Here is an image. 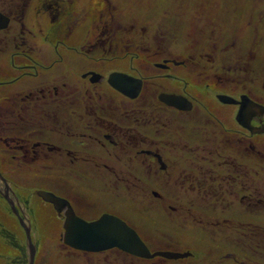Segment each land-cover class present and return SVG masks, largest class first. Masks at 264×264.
<instances>
[{"label":"rangeland","instance_id":"374dc122","mask_svg":"<svg viewBox=\"0 0 264 264\" xmlns=\"http://www.w3.org/2000/svg\"><path fill=\"white\" fill-rule=\"evenodd\" d=\"M22 1L0 0V10L9 14L13 10V3L20 5ZM26 6H28L27 2ZM74 7L76 13L89 18L87 22L97 20L101 24L100 27H103L100 28L102 31L98 32V36L102 35L104 40L113 44L105 45V49L111 47L110 55L105 54L106 51L102 52L101 48L93 50V54L87 51L83 53L87 45H90L86 44V40H91V33L86 32L87 26H84L85 29L80 27L67 35L66 43L69 47L68 51L66 50L64 67L60 65L57 69L61 67L64 70L67 75L65 80L67 88L72 91L73 86L82 87L80 90H84L94 84V81L91 84L87 79L81 80L80 75L87 70L83 67L91 66L95 58L109 56L119 58L101 66V71L107 68L110 75L107 84L102 85L104 88H97L100 91L99 94H102V90L113 92V86L108 82L109 77L122 74L127 81L136 82V85L140 83L139 95L142 88L141 78L114 71L127 72L130 69L135 72L136 70L141 73L140 76L143 75L148 79L154 72L150 70L148 64L142 61L145 58L168 57L180 62V60H185L182 58L187 59L190 54L196 60L222 57L225 59L226 67L230 64L243 75L253 68L254 80L252 84L247 81L245 88L256 90L258 97L264 96V93H261L264 89L262 86L264 83V0H77ZM38 15L31 6L24 15L26 20L23 19L17 24L13 23L17 29L24 25L25 29L34 32L35 36L29 37L31 38L29 42L34 43L41 39L43 35L39 36V34L45 31L44 26L42 25L41 28L39 25V20L43 19ZM198 21L201 23L200 26H196ZM7 26L0 29H6ZM37 28L38 31H36ZM33 39L35 41H32ZM126 47L129 49L127 50ZM127 51L135 59L132 64L129 58L127 60L123 58ZM34 52L37 53L39 50L36 48ZM129 55L125 56L129 57ZM49 57H52L51 54ZM74 66L78 68L74 69ZM187 68L191 69L189 64ZM174 73L178 77H184V74H187L179 67L174 70ZM197 73L201 71L198 70ZM134 74L138 75L136 72ZM165 82L157 83L164 84ZM129 89V93L133 91ZM215 91L214 89L208 92V95H213ZM1 92L0 105H4L6 103L5 93ZM78 92L87 94L84 91ZM144 93L145 91L141 94ZM219 97L232 99L224 95H219ZM180 98L185 101L183 97ZM64 120L66 124L73 122L71 116H66ZM16 137H18V131L13 132L14 141ZM200 137L198 132L192 134L189 142L193 150L192 154L190 152L186 157L178 158V167L174 173L183 178L180 179L175 174L173 179L165 178L162 183H158L172 192L160 194L165 195V199L161 200L141 189L144 186L146 189L149 187L143 182L140 184L138 182L140 178L150 182V185H153L152 182L155 180L154 177L149 178L148 171L144 170L145 172L140 174L136 170L129 171L126 161L109 159L110 154L101 144H97V150L101 158L99 164L101 166L104 164L101 168L104 175L98 174L95 184H92L89 182L92 176L89 170L86 174L80 171L82 167L88 168L91 165L93 170H97L95 162L82 166L79 165L81 162L78 163L77 157L69 159L66 156L64 163L59 164L55 153L50 154L47 161L42 159L44 163L43 161L25 162L19 158L21 156L19 150L15 151L16 147L13 148L11 142L6 145L4 142L0 143V175L8 181L10 187L17 186L13 203L23 223L31 227L30 242L35 248L33 264H264V249L245 248L241 243L243 239L249 238L250 234H256L257 228H264V193L261 191L264 188V163H260L264 159L260 157L264 154V148H259L264 144V135L257 136L260 155L255 167L258 171V185L261 188L256 196L247 197L249 194H240L235 198L227 196V204L230 202L233 207L227 211H224L226 208L222 204L215 203L212 196L202 192L203 183H206L203 174L207 177L213 168L219 172H222V169L218 166V158H215L214 163L198 161L204 152L201 148H197V145L201 144ZM50 138L54 137L48 136L45 139L50 142ZM50 143L49 146L45 144L40 149L41 151L39 150L41 156L46 155V151L49 152L50 148L56 150L54 143ZM190 157L191 161L187 160ZM58 164L64 165L60 169L62 174L58 172V168H61ZM132 167V169L137 167L140 171L142 170L138 163ZM115 168L123 169L122 172L130 181V188L128 190L122 188L123 192L119 195L116 190L114 192L102 191L105 190L102 189L103 184H107L111 178L109 175L113 173L112 169L116 171ZM174 179L182 184H177V182L174 184ZM109 185L107 187L111 188L112 185ZM76 186L84 190L89 197L86 202L90 205V213L77 209L78 212L84 213V217L92 218L94 221V219H99L103 212H107L108 215L116 216L130 226L152 254L173 252L189 253V256L177 259H166L161 256L149 259L135 256L128 258L117 252L106 253L113 249L92 253L76 250L64 244L65 216L59 217L60 213L55 210L54 206L37 196L36 192L46 191L59 197L56 194H69L77 189ZM176 188L179 190L174 191ZM1 195L0 264H30L27 235L18 217L12 215L11 206H8ZM250 197L253 198L250 199ZM78 201H80L79 198ZM254 201H257L255 205ZM236 202H240L241 206L233 205ZM244 210H251L254 214ZM224 217H228L229 220L225 221ZM243 231L246 236H243ZM261 246L264 248V244Z\"/></svg>","mask_w":264,"mask_h":264},{"label":"flooded vegetation","instance_id":"af4514ba","mask_svg":"<svg viewBox=\"0 0 264 264\" xmlns=\"http://www.w3.org/2000/svg\"><path fill=\"white\" fill-rule=\"evenodd\" d=\"M75 3L77 4V0H23L20 5L14 2L13 10L9 14L0 10V13L8 18L7 28L0 29V95L3 91L6 101L4 105H0V143L4 142L6 145L11 142L13 148L16 147L14 150H19V158L25 162H41L54 153L59 164L64 163L66 156L69 159L77 157L78 163L81 162L79 165L82 166L95 162L96 171L92 169V165L88 168L82 167L80 171L86 174L89 170L92 175L89 182L92 184L98 174L104 175L101 169L104 164H99L101 158L97 150V144H101L110 154L109 159L126 161L129 171L136 170L138 174L148 171L149 178H155L154 182L151 181L153 185L145 179L143 181V178L138 182H143L149 187H141L142 191L157 195L172 193L158 183H162L165 178L173 179L176 174L174 171L178 167V158L186 157L190 152L192 154L189 142L192 134L198 132L201 135V144L197 145V148L204 151L198 161L214 163L215 158H218V166L222 169V172H219L213 168L207 177L203 174L206 183H203L202 192L212 196L215 203L222 204L226 208L224 211L233 208L230 202L227 204V196H256L261 188L255 167L260 155L257 136L264 135V96L258 97L256 90L245 88L247 81L252 84L254 80L253 68L243 75L230 64L226 67L222 57L196 60L190 54L189 58H182L185 60L180 62L168 57L145 58L142 61L154 72L148 79L140 76L141 73L133 68L138 75L130 69L127 72L120 68L121 71H114L141 78L142 88L139 95L132 97L130 95L133 91L127 95L113 87V92L102 90V94H99L97 88L107 84L110 75L107 68L101 71V66L119 59L109 56L98 58L99 60L95 58L91 66L83 67L87 70L82 72L80 79H87L91 84V78L96 79L93 85L84 90H80L82 87L73 86L72 91L67 88V75L64 70L58 67L59 72L57 69L60 65L64 67L66 50L69 47L66 43L67 35L87 26L86 32L91 33V40H86V44L90 45H87L83 53L87 51L93 54V50L101 48L102 52L106 51L105 54L110 55L111 47L105 49V45L113 44L104 40L102 35L98 36V32L102 31L100 28L103 27H100L101 24L97 20L87 22L89 18L76 13ZM31 6L39 14V18L43 19L39 20V25L41 28L43 25L45 29L43 34H39L43 35L41 39L32 40L34 43L29 42L35 36L34 32L25 29L24 25L18 29L13 26V23L26 20L24 15ZM35 45L37 47H34ZM36 48L39 50L37 53L34 52ZM188 51L190 52V49ZM49 54L52 57H49ZM125 55H129L128 51L124 53L123 58H129L132 64L134 57ZM187 64L191 69L187 68ZM178 67L186 71L184 77L175 75L174 70ZM77 68L74 66V69ZM198 70L201 73H197ZM159 81L166 82L157 83ZM262 86L264 87V83ZM214 89V94L208 95V92ZM143 91L145 93L142 95ZM261 93H264V89ZM170 95L183 97L186 109L170 106L161 100L162 96ZM219 95L232 98L231 102H226L227 99ZM66 116H71L72 124H66ZM17 131L18 137L14 141L13 132ZM117 133L119 135H116ZM48 136L54 137L49 141L57 148H50L52 150L48 149L49 152L46 151V155L41 156L42 146H49L50 142L45 139ZM263 145L259 148H264ZM260 157L264 158V154ZM187 160L191 161V157ZM135 163L140 165V169L142 167L141 171L137 167L132 169ZM260 163H264V159ZM59 164L61 168H56L62 174L60 169L64 165ZM115 169L116 171L112 169L113 173L109 175L111 178L107 184H103L102 189L105 190L102 191L116 190L119 195L123 192L122 188H130V181L122 172L123 169ZM176 176L183 178L178 174ZM176 182L174 179V184ZM6 183L10 188V196L14 197L17 186L11 188L7 180ZM179 183L182 184L178 181L177 184ZM109 184L114 188H108ZM5 188V184L0 182V192ZM178 190L176 188L174 191ZM261 191L264 193V188ZM56 195L65 199L78 217L93 221L77 211L79 208L85 213H90V205L86 202L89 197L84 190L77 187L69 194ZM1 197L3 198L2 195ZM3 200L9 206L6 199ZM12 201L14 202V199ZM256 203L257 201H254V205ZM233 205L241 206L240 202ZM246 212L253 213L251 210ZM59 215L63 218L64 212ZM224 219L229 220L228 217Z\"/></svg>","mask_w":264,"mask_h":264},{"label":"water","instance_id":"95a60500","mask_svg":"<svg viewBox=\"0 0 264 264\" xmlns=\"http://www.w3.org/2000/svg\"><path fill=\"white\" fill-rule=\"evenodd\" d=\"M0 28H5L8 24V18L0 13ZM96 79L91 78V81ZM108 82L116 89L124 94L128 93L129 88L136 90L133 92L132 97L138 94L140 89V83L127 81V78L122 74H115L109 77ZM130 84L129 86H127ZM227 99V98H226ZM161 100L170 106L186 109L183 104V100L180 97L175 96H162ZM227 101H231L227 99ZM0 182H3L6 186L5 190L0 192L4 199L11 206L12 213L18 217L20 225L23 227L28 241L29 260L30 264H33V258L35 255V248L30 242V225L23 223L22 218L19 216V212L13 203V196H10V188L8 187L6 180L0 175ZM36 195L44 201L51 203L58 213L64 212L65 220L63 228V243L69 247L82 250L86 252L98 253L110 249H118L126 254L135 257H141L144 259L154 258L161 256L166 259H177L189 256V253H173V252H156L151 253L146 249V246L138 237V234L128 226L122 219L103 214L99 219L94 221H86L78 217L67 201L56 197L52 193L46 191H37ZM11 197V198H10ZM12 199V200H11ZM17 200V199H16Z\"/></svg>","mask_w":264,"mask_h":264},{"label":"trees","instance_id":"16d2710c","mask_svg":"<svg viewBox=\"0 0 264 264\" xmlns=\"http://www.w3.org/2000/svg\"><path fill=\"white\" fill-rule=\"evenodd\" d=\"M206 14H207V16H210V14H208V13H206ZM199 24H201V23L198 21V24L196 26H200ZM207 26L208 25H206V27ZM198 32H200V31H198ZM152 197L159 198L160 200L162 198L165 199V195H160V194L152 195ZM240 225H243V224H240ZM247 230L249 231V229H247ZM255 231H256V234H250L249 233L250 234L249 238L243 239L241 243L244 244L245 248L254 249V250H262V249H264L261 246L262 244H264V228L260 227V228H257V230H255ZM250 232H252V231H250ZM242 234H243V236H246L244 231L242 232ZM114 251L121 253L120 255H122V256H126L128 258L132 257L131 255L123 253L122 251H119L118 249H115V248L113 250H110L109 252H106V253H113Z\"/></svg>","mask_w":264,"mask_h":264},{"label":"bare ground","instance_id":"6f19581e","mask_svg":"<svg viewBox=\"0 0 264 264\" xmlns=\"http://www.w3.org/2000/svg\"><path fill=\"white\" fill-rule=\"evenodd\" d=\"M129 255V254H128Z\"/></svg>","mask_w":264,"mask_h":264}]
</instances>
